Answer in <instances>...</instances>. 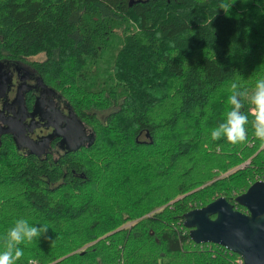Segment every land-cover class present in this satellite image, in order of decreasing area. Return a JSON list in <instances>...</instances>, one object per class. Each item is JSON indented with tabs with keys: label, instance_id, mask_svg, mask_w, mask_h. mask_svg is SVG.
Masks as SVG:
<instances>
[{
	"label": "trees",
	"instance_id": "obj_1",
	"mask_svg": "<svg viewBox=\"0 0 264 264\" xmlns=\"http://www.w3.org/2000/svg\"><path fill=\"white\" fill-rule=\"evenodd\" d=\"M220 3L0 0V61L32 63L94 136L58 163L0 143V237L20 217L49 228L18 264H242L183 223L218 196L245 212L264 180L251 127L210 136L230 85L264 77V0Z\"/></svg>",
	"mask_w": 264,
	"mask_h": 264
},
{
	"label": "flooded vegetation",
	"instance_id": "obj_2",
	"mask_svg": "<svg viewBox=\"0 0 264 264\" xmlns=\"http://www.w3.org/2000/svg\"><path fill=\"white\" fill-rule=\"evenodd\" d=\"M92 135L91 126L32 63L0 61V143L12 142L23 154L58 163L88 147ZM78 141L79 147L71 150Z\"/></svg>",
	"mask_w": 264,
	"mask_h": 264
},
{
	"label": "water",
	"instance_id": "obj_3",
	"mask_svg": "<svg viewBox=\"0 0 264 264\" xmlns=\"http://www.w3.org/2000/svg\"><path fill=\"white\" fill-rule=\"evenodd\" d=\"M136 1L140 0H128V5ZM93 140L92 135L88 145ZM79 145L78 141L71 150ZM236 200L246 208L245 212L218 196L204 206L185 212L183 223L194 242L220 244L237 253L242 264H264V180L251 183Z\"/></svg>",
	"mask_w": 264,
	"mask_h": 264
},
{
	"label": "clouds",
	"instance_id": "obj_4",
	"mask_svg": "<svg viewBox=\"0 0 264 264\" xmlns=\"http://www.w3.org/2000/svg\"><path fill=\"white\" fill-rule=\"evenodd\" d=\"M234 3L235 0H221L218 8L228 14ZM227 105L222 122L210 132L211 139H223L232 145L244 144L248 141L251 127L253 136L264 148V77L257 79L251 89L233 82ZM48 229L46 224L30 223L24 217L16 219L3 237H0V264H18L24 256L21 245L27 246L46 237Z\"/></svg>",
	"mask_w": 264,
	"mask_h": 264
},
{
	"label": "built area",
	"instance_id": "obj_5",
	"mask_svg": "<svg viewBox=\"0 0 264 264\" xmlns=\"http://www.w3.org/2000/svg\"><path fill=\"white\" fill-rule=\"evenodd\" d=\"M238 261L242 263V260H238ZM29 262L30 264H39L36 260H32V259Z\"/></svg>",
	"mask_w": 264,
	"mask_h": 264
},
{
	"label": "rangeland",
	"instance_id": "obj_6",
	"mask_svg": "<svg viewBox=\"0 0 264 264\" xmlns=\"http://www.w3.org/2000/svg\"><path fill=\"white\" fill-rule=\"evenodd\" d=\"M37 57H42V54L37 55Z\"/></svg>",
	"mask_w": 264,
	"mask_h": 264
}]
</instances>
